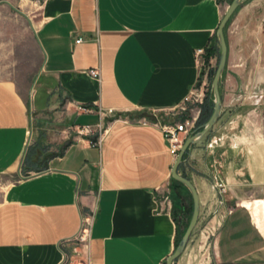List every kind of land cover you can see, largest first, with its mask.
Wrapping results in <instances>:
<instances>
[{
	"label": "crops",
	"instance_id": "obj_1",
	"mask_svg": "<svg viewBox=\"0 0 264 264\" xmlns=\"http://www.w3.org/2000/svg\"><path fill=\"white\" fill-rule=\"evenodd\" d=\"M227 2L41 3L34 32L43 63L27 86L32 100L13 81H0V176H18L0 188V264H166L181 232L176 199L186 191L174 183L176 157L157 123H172L200 82L196 51L205 50L206 62L213 48L211 63L217 59ZM220 89L217 124L179 167L201 206L174 264H264V139L227 134L254 89ZM61 119L75 132L55 153L62 137L50 143L43 129ZM87 125L103 127L99 146L79 134ZM88 217L85 246L77 236Z\"/></svg>",
	"mask_w": 264,
	"mask_h": 264
},
{
	"label": "rangeland",
	"instance_id": "obj_2",
	"mask_svg": "<svg viewBox=\"0 0 264 264\" xmlns=\"http://www.w3.org/2000/svg\"><path fill=\"white\" fill-rule=\"evenodd\" d=\"M43 1L44 0H0V81H13L16 83L17 86L20 87L18 88L19 92L28 97V102L32 100L33 88H27V86L32 84L36 73L43 63V54L38 45L36 33L34 32V28L40 21L39 9ZM227 1L229 7L233 0ZM253 5L258 6L255 7ZM246 7V13L242 16L240 12ZM263 18L264 0H247L237 10L227 25L226 33L228 32L230 39L231 58H229V63L224 72L220 88H229L232 93H234V91L236 92L239 88H244L246 91L254 89V94L249 96L250 100H248V104L243 107L241 114L237 115V112L232 114L235 124L237 120L240 121H238L239 125H236L235 128L232 127L231 129L229 126L230 128L228 127L227 134L232 130V133L240 136L248 135L255 139L261 137L264 139ZM219 57L220 53L213 63H211V60H206V65L202 67V77L194 91L195 94L192 95L190 101L174 110L173 116H171L173 122H179L183 117L194 120L195 128L188 137L201 130V126L200 128L198 127L200 125L199 123L202 121V116L205 115L204 117H206V119H210L213 113L210 114L208 109L204 110V107L207 102L209 108L210 105L214 108V105H212V103L210 104V102L214 104L212 82L216 70L218 69ZM34 91H37V94L41 96L42 88H34ZM236 102L237 101L233 99L232 105L230 106L234 108ZM183 106L186 107L185 112L181 109ZM147 117H149V115ZM37 119L35 114H33L31 123L34 129L36 128ZM43 130L49 137L50 143L55 139V136L56 138L59 136L62 137L63 141L60 147L57 148V150H52V152L55 153L60 152L61 148L65 149L73 140L72 135L75 132L73 129L65 128L62 119L46 124ZM65 130H67V133L64 132ZM17 180L18 176H0V188L3 189ZM174 183L178 188H183L186 191L185 196L179 194L176 199V204L181 207V220L179 224L181 228L179 235L180 241L189 225L188 223H190L194 203L189 190L176 180ZM182 208H184V210H182ZM176 212L179 213L178 211Z\"/></svg>",
	"mask_w": 264,
	"mask_h": 264
},
{
	"label": "water",
	"instance_id": "obj_3",
	"mask_svg": "<svg viewBox=\"0 0 264 264\" xmlns=\"http://www.w3.org/2000/svg\"><path fill=\"white\" fill-rule=\"evenodd\" d=\"M247 0H233L231 4L229 5L224 18L218 28L216 36L217 40L220 46V60L218 64V69L216 70L213 82H212V92L214 97V108L213 113L210 117V119L202 126L201 130L198 132L192 134L190 137H188L180 150L179 156L176 158V162L174 164L173 170H172V177L174 180L182 183L190 192L193 198L194 203V209L193 214L190 220V223H188V227L183 234V237L179 241L174 253L167 259L166 264H174V262L180 258L183 255V252H185L186 247L188 245V242L192 236V233L194 229L197 226L199 216H200V197L198 196L199 193L197 191V188L195 187L194 182L189 180L188 178L182 176L179 173V167L184 161L185 154L192 148L193 145L197 144L218 122L220 115L223 108V100L221 95V89L220 84L224 75V72L227 67L228 63V55H229V47L226 37V29L229 21L232 19L234 14L237 12V10L246 2Z\"/></svg>",
	"mask_w": 264,
	"mask_h": 264
},
{
	"label": "built area",
	"instance_id": "obj_4",
	"mask_svg": "<svg viewBox=\"0 0 264 264\" xmlns=\"http://www.w3.org/2000/svg\"><path fill=\"white\" fill-rule=\"evenodd\" d=\"M80 41L81 39L79 38L77 42H80ZM196 55L198 57V63L200 64V68L202 70V67L206 65L205 59H203L204 58L203 56L205 55V50L203 49L197 50ZM89 73L90 75L95 76L97 78L100 75L98 70H89ZM195 90L196 89H194V91ZM194 94L195 92H193L191 96H189L186 99V102L190 101L192 98V95ZM181 109L184 112L186 111V107L184 106ZM85 110L89 111L86 108ZM109 113L112 114L113 112L110 111ZM152 113L156 114L158 112L153 111ZM148 121L149 120L147 117L141 120V122L143 123H148ZM157 124L160 125L163 130L164 136L169 144L170 153L172 154V156H175L177 158L184 144V141L192 133V131L195 128L194 120L186 119L185 117H183L179 122L163 124V123H160L159 121V123ZM102 132H103V127H100V126L98 130H94L93 127L88 126V125L79 127V134L88 138L86 140L89 142L91 146H99V144H101ZM218 187L222 192L227 191L226 185L223 182H219ZM163 200L164 202L168 204L170 203V198L167 196H165ZM90 226H91V219L88 217L84 220L80 233L77 236L78 242L84 244L85 246H88V242L90 240V234H91ZM83 264H91V262L87 259V261H84Z\"/></svg>",
	"mask_w": 264,
	"mask_h": 264
},
{
	"label": "trees",
	"instance_id": "obj_5",
	"mask_svg": "<svg viewBox=\"0 0 264 264\" xmlns=\"http://www.w3.org/2000/svg\"><path fill=\"white\" fill-rule=\"evenodd\" d=\"M212 54H213V48H210V49H208V51H207V53H206V60H210V57L212 56ZM209 101V100H208ZM212 103V105H214L213 104V102H210V104ZM206 106L204 107V110L205 109H208V112H210V114L213 112L212 111V106L210 105V108H209V106H208V103L206 102V104H205ZM208 106V107H207ZM207 107V108H206ZM207 114V113H206ZM205 116V115H204ZM204 116H202V121H201V123H199L200 125H199V127L198 128H200V126H201V128H202V126L209 120V119H206V117H204ZM185 156H186V154H185ZM185 156H184V158H185ZM175 181V180H174ZM180 237V236H179ZM178 242H179V238H178ZM178 245V244H177Z\"/></svg>",
	"mask_w": 264,
	"mask_h": 264
}]
</instances>
